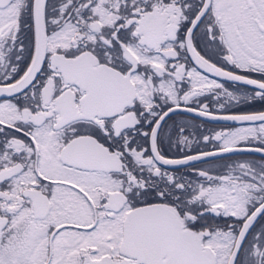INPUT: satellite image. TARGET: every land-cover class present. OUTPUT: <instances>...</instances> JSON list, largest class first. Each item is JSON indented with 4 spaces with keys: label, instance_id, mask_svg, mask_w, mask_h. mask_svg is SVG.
Instances as JSON below:
<instances>
[{
    "label": "snow or ice",
    "instance_id": "1",
    "mask_svg": "<svg viewBox=\"0 0 264 264\" xmlns=\"http://www.w3.org/2000/svg\"><path fill=\"white\" fill-rule=\"evenodd\" d=\"M0 264H264V0H0Z\"/></svg>",
    "mask_w": 264,
    "mask_h": 264
}]
</instances>
